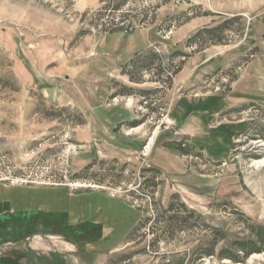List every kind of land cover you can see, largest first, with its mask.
<instances>
[{
  "label": "rangeland",
  "instance_id": "374dc122",
  "mask_svg": "<svg viewBox=\"0 0 264 264\" xmlns=\"http://www.w3.org/2000/svg\"><path fill=\"white\" fill-rule=\"evenodd\" d=\"M82 3L0 0V264H264V0Z\"/></svg>",
  "mask_w": 264,
  "mask_h": 264
},
{
  "label": "crops",
  "instance_id": "0c3cea01",
  "mask_svg": "<svg viewBox=\"0 0 264 264\" xmlns=\"http://www.w3.org/2000/svg\"><path fill=\"white\" fill-rule=\"evenodd\" d=\"M88 2V0H83V5H85L86 3ZM91 55H94V52L92 51V53H91ZM91 57H93V56H91ZM263 68V70H264V67H262ZM115 74L117 73V70H114L113 71ZM78 72H77V70L75 71V75H78L77 74ZM193 96V95H192ZM194 96H196V95H194ZM193 96V97H194ZM184 99V100H183ZM183 99H181L183 102L184 101H188V102H190L191 103V100H190V98H189V94H187L186 96H185V98L183 97ZM186 99V100H185ZM181 101V102H182ZM186 101V102H187ZM187 102V103H188ZM130 116H132V114L130 113L129 114ZM195 119H196V117L193 115V110L191 111V114L190 115H187L186 117H185V121L182 123V125L180 124V126H181V131H182V133H184V134H189V133H191V129H192V122L193 121H195ZM169 133V132H168ZM111 196H113V195H111ZM127 242V241H126ZM126 242L124 243V244H126ZM123 247V246H122ZM32 249H34V248H30V250H32ZM119 250V249H118ZM33 251V250H32ZM50 253H55V254H58L57 252H55L54 250H47V252H43L41 255H38V257H42L43 255H45V256H47L48 254H50ZM59 255V254H58ZM28 263L30 264L31 263V261H29L28 260Z\"/></svg>",
  "mask_w": 264,
  "mask_h": 264
},
{
  "label": "built area",
  "instance_id": "2783aa9c",
  "mask_svg": "<svg viewBox=\"0 0 264 264\" xmlns=\"http://www.w3.org/2000/svg\"><path fill=\"white\" fill-rule=\"evenodd\" d=\"M131 30V29H130ZM183 60V58H182ZM165 75H166V80H168V82H171L172 85H174L176 87V90L178 91V93L182 94L184 91H183V82H176V79H175V74L174 72H165ZM167 117V116H166ZM167 125H166V130L169 131V133H171L173 136H179V132L178 130L175 129L174 125L171 121H168L167 120Z\"/></svg>",
  "mask_w": 264,
  "mask_h": 264
},
{
  "label": "trees",
  "instance_id": "16d2710c",
  "mask_svg": "<svg viewBox=\"0 0 264 264\" xmlns=\"http://www.w3.org/2000/svg\"><path fill=\"white\" fill-rule=\"evenodd\" d=\"M199 32L195 34V36H193L192 38H190L189 40H194V38H196L197 36H199ZM3 219V217H2ZM2 219L0 220V235H2V230L3 229H14V228H10L11 226L8 224V221L7 220H4L2 221ZM18 225L20 226H17L16 228H20L21 230H26V229H29V228H24V225L22 222H20ZM32 232V231H31Z\"/></svg>",
  "mask_w": 264,
  "mask_h": 264
},
{
  "label": "bare ground",
  "instance_id": "6f19581e",
  "mask_svg": "<svg viewBox=\"0 0 264 264\" xmlns=\"http://www.w3.org/2000/svg\"><path fill=\"white\" fill-rule=\"evenodd\" d=\"M256 165H261V164H264V160L263 161H260V162H257L255 163Z\"/></svg>",
  "mask_w": 264,
  "mask_h": 264
}]
</instances>
